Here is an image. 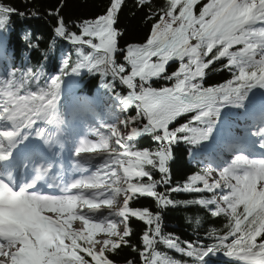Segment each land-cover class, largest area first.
Segmentation results:
<instances>
[{
  "label": "snow or ice",
  "instance_id": "obj_1",
  "mask_svg": "<svg viewBox=\"0 0 264 264\" xmlns=\"http://www.w3.org/2000/svg\"><path fill=\"white\" fill-rule=\"evenodd\" d=\"M122 4L110 0L103 14L75 24L78 31L70 29L59 9L49 12L56 26L48 50L40 49L42 38L33 41L30 30L19 36L29 56L41 54L31 70L57 91L65 80L78 83L85 75L98 76L113 106L124 113L134 106L135 115L123 119L120 127L127 134L118 135L113 151L88 179L85 186L94 191L84 200L87 210L80 206L84 195L72 194L79 183L52 197L23 187L17 191L0 179L5 194L0 264H115L110 254L125 246L138 254L140 264H182L169 252L188 257L183 264H215L220 256L227 258L224 264H264V0H207L198 14L194 9L200 0H167L158 12H149L152 23L144 42L125 46L119 44L124 33L114 27ZM138 4L151 9V0ZM14 15L38 17L35 10L26 13L0 0V51L12 37ZM57 40L71 49H61L58 66L48 60ZM171 61L178 62L175 70H169ZM220 71L231 78L207 85L209 73ZM154 80L166 83L154 87ZM229 116L252 121L244 136L224 138ZM181 117L184 122L178 123ZM98 135L94 147L107 150L112 137ZM141 136L150 137L154 147L138 148ZM180 145L203 161L199 171L174 183L171 162ZM225 150L231 159L223 157ZM172 193L210 195L177 200ZM140 198H151L157 211L133 207L132 201ZM49 204L58 211L49 210ZM104 207L106 215H95ZM169 207L202 208L213 218L226 217L227 223L222 230H208L211 242H201L199 236L181 239L163 230V212ZM133 218L145 225L139 247L129 239ZM74 221L81 223L73 227ZM98 233L104 238L94 240Z\"/></svg>",
  "mask_w": 264,
  "mask_h": 264
},
{
  "label": "trees",
  "instance_id": "obj_2",
  "mask_svg": "<svg viewBox=\"0 0 264 264\" xmlns=\"http://www.w3.org/2000/svg\"><path fill=\"white\" fill-rule=\"evenodd\" d=\"M167 0H151V9L147 5L141 7L138 0H123L121 9L118 12V20L114 27L124 33L123 39L119 41L120 46H125L127 43H142L150 33L152 21L148 19L150 11L158 12L166 5ZM3 3L10 4L20 11L30 13L35 10L38 17H29L21 20L19 16H12L13 34L10 40L5 42L4 50L1 54L7 55L10 59L11 67L5 68L7 76L10 77L15 91L25 97H34L37 99L40 95L51 97L55 93V88L51 85V81H46L39 72H34L31 69L41 62V54L38 51H32L30 56L25 48V44L19 39L22 31L30 30L31 39L40 40L39 47L41 50H48L49 44L53 39V30L56 26L54 16H50L49 12H55L59 9L60 15L64 18L65 23L73 31H78L74 27L75 24L86 20L94 19L103 14L109 6L110 0H3ZM203 4L200 3L194 9V14H198V9ZM63 49L66 53L70 52V46L62 40H57L55 50L49 51L48 60L52 63L59 64L60 51ZM73 59L75 58L74 53ZM119 62H123V57L120 56ZM219 66V62H217ZM169 70H175L177 67L174 64H169ZM231 75L227 71L210 72L206 77L207 85L220 84L230 79ZM83 82V89L86 93L93 94L98 92L106 94L105 90L100 87L98 76L86 75ZM166 82L153 81L154 87H159ZM117 91L122 95L125 93V88L118 86ZM135 115V110H131L129 116ZM181 117L178 123L184 122ZM171 127V126H170ZM136 144L138 148L154 147L151 138L141 136L137 138ZM188 149L184 145L176 148V159L171 162V175L173 182L180 181L181 183L191 174L198 170L189 163ZM154 177L159 179V174L154 173ZM163 191V189H159ZM198 196H208L205 193H172L171 197L177 200H189ZM132 206L137 208H149L153 212L157 211L156 205L151 198H140L132 201ZM199 218L200 224H195V220ZM191 219L192 223H188ZM133 230V234L129 237L130 242L140 246V236L145 229V225L133 218L129 221ZM227 223V218L224 216L211 217L206 210L197 207H169L163 212L162 226L165 233H173L181 239L194 240L199 236L201 242H211L206 240L209 229L215 228L222 230ZM161 251H167L162 246ZM169 255L176 260L182 262L189 261L188 257L182 256L175 252H169ZM110 258L115 261V264H127L129 260H133L136 264H140L139 256L133 252L130 247H122L116 254H110ZM227 258L222 256L214 258L215 264H224Z\"/></svg>",
  "mask_w": 264,
  "mask_h": 264
},
{
  "label": "bare ground",
  "instance_id": "obj_3",
  "mask_svg": "<svg viewBox=\"0 0 264 264\" xmlns=\"http://www.w3.org/2000/svg\"><path fill=\"white\" fill-rule=\"evenodd\" d=\"M227 111H228V110H227ZM111 112H112V113H115L114 110H111ZM73 113H74V114H77V115H79V116H85V114H84V110H83L82 108H78V109H76L75 111H73ZM232 117H233V116H229V117H228V119H229V121H228V125H229V126H227V127L224 129V137H228L229 130H230V128H232V126H233V124H231L232 121L234 120V119H232ZM243 119H244L243 117H238V120H239V121H242ZM3 125H4V121L0 123V130H1V129H5ZM238 125H239V124H238ZM104 133H107V131L104 132ZM107 134H108V133H107ZM108 135H109V134H108ZM114 145H115V144H114ZM112 147L115 148V146H112ZM22 153H28V146H26V145L23 146V152H22ZM108 153H109L108 151L105 152L103 148H100V150L96 153L97 155L92 156V155H91L92 153H90V152H84V153L82 154V158H83V161H84V162H86V163L92 165L95 169H98L100 163H102V162L104 161V158L107 157V154H108ZM229 153H230V152H229ZM196 162H197V164H199V163H200V160L197 159ZM215 176H216V174H215ZM87 190H88V196H86V198H84L85 200L91 195L92 191H94L93 189H90V188H88ZM53 210H57V211H58V208L53 209ZM108 211H109V209L106 208V209H104V210L101 212L100 215H102V216H103V215H106ZM49 215L54 216L55 214H54V213H49Z\"/></svg>",
  "mask_w": 264,
  "mask_h": 264
},
{
  "label": "rangeland",
  "instance_id": "obj_4",
  "mask_svg": "<svg viewBox=\"0 0 264 264\" xmlns=\"http://www.w3.org/2000/svg\"><path fill=\"white\" fill-rule=\"evenodd\" d=\"M1 84H2V81H1ZM0 88H2V86H0ZM71 90V86H68L67 88H66V91H70ZM6 96L2 93V92H0V105H2V108L0 109V114L2 115V117L0 118V120L1 119H3V118H5V116L3 115L4 114V107L6 106ZM84 101H86V99H83ZM104 102H105V104H107V105H109V106H112V109H116L115 111H116V114H115V123H114V125H115V128L112 130V132H110L109 134H110V136L111 135H113L112 136V142H111V144H112V146H115L113 143L115 142V138H114V135L116 136H118V135H126L127 134V131H128V129H124L122 126L120 127V125L122 124V122H121V118L118 116V115H120V114H122L123 112H120L119 111V109L118 108H116V107H114L113 105H110V101H107V100H103ZM22 106V103L20 102V101H18L17 102V104H15L13 107L15 108V109H18V108H20ZM225 111H226V109H225ZM119 118V119H118ZM100 125H98V127H99ZM100 141V140H99ZM191 156H190V160H191ZM195 159L194 158H192V161H194ZM191 161V162H192ZM213 176H215L214 174H213ZM104 208H106V207H104ZM104 208H101L97 213H95V215H99V216H102V215H100L101 214V212L104 210ZM85 210H87V208L85 209ZM99 235L100 236H98V235H96L94 238L96 239V240H99V239H102L101 237L103 236L102 235V233H99ZM98 247V246H97Z\"/></svg>",
  "mask_w": 264,
  "mask_h": 264
},
{
  "label": "clouds",
  "instance_id": "obj_5",
  "mask_svg": "<svg viewBox=\"0 0 264 264\" xmlns=\"http://www.w3.org/2000/svg\"><path fill=\"white\" fill-rule=\"evenodd\" d=\"M102 105L100 103H96V109H92L88 104H85L83 106V110H84V114L85 115H89L92 111L94 110H99V108L101 107Z\"/></svg>",
  "mask_w": 264,
  "mask_h": 264
}]
</instances>
